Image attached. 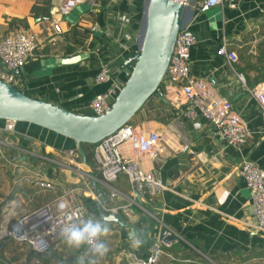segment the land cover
I'll return each mask as SVG.
<instances>
[{
  "label": "crops",
  "instance_id": "1",
  "mask_svg": "<svg viewBox=\"0 0 264 264\" xmlns=\"http://www.w3.org/2000/svg\"><path fill=\"white\" fill-rule=\"evenodd\" d=\"M57 1L52 0V7ZM33 3L35 0H0V37L24 29L36 41L34 54L16 71L15 85L32 97L92 113V97L109 86V82H94L100 64L116 56L120 67L116 75L121 80L126 77L121 66L137 49L134 38L142 29L146 0H97L92 9L80 3L66 15L53 10L50 17L35 16L31 12ZM183 10L186 20L191 9ZM52 16L59 20L61 33L52 30ZM124 16L128 18L126 27L120 25ZM93 18L98 21L97 29L90 31L84 43H74L71 33L77 24L85 27ZM263 24L264 0L215 6L198 13L190 24L197 37L190 49V73L205 79L216 93L231 101L249 130L245 143L227 144L212 133L205 118L185 115L179 85L168 84L165 78L163 95L169 107H164L159 98L149 97L131 118L137 129L157 131V154L137 157L126 143L123 151L138 159L144 169L159 174L167 187L160 194L139 198L124 173L112 182L123 196L108 195L104 209L115 207L135 227V234L129 237V227L108 221L110 231L101 240L119 251L117 264H127L133 256L146 257L150 246L160 239L163 226L176 237L162 245L161 264H264V232L253 226L249 189L238 173L245 159L264 168V122L258 100L233 65L244 48L249 62L258 63L257 51L261 49L264 54ZM125 35L130 49L119 51ZM223 38L235 59L216 53ZM246 60L237 62L244 65ZM246 70L252 76L256 73ZM256 84L264 85V81ZM3 123L0 118V134L7 133L0 137V162L5 163V169L0 167V225L3 217L11 222L19 213L54 203L63 193H71L67 195L82 203L91 219L105 220L98 207L102 195L99 200L93 199L84 190L91 187L108 193V185L86 160L96 176L94 188L93 178L83 173L82 156L73 139L27 121H17L15 130L8 132L2 129ZM183 145H187L184 150ZM70 148H76L74 156L66 151ZM91 156L95 162L93 149ZM35 176L52 181L54 188L34 185L31 178ZM123 204L128 205L129 215ZM133 237L141 240L140 247H132ZM53 247L62 254L77 248L68 245L63 235Z\"/></svg>",
  "mask_w": 264,
  "mask_h": 264
},
{
  "label": "built area",
  "instance_id": "2",
  "mask_svg": "<svg viewBox=\"0 0 264 264\" xmlns=\"http://www.w3.org/2000/svg\"><path fill=\"white\" fill-rule=\"evenodd\" d=\"M97 0H58L52 7L55 14L66 15L72 12L80 3L89 4V8ZM183 5V9H191L186 20L183 19L178 29L170 61L167 67L165 79L168 84L179 85L180 93L185 102L184 113L191 119L199 116L205 118L212 126V133L223 138L227 144L239 146L246 142L249 130L240 116L233 108L231 101L216 93L208 82L190 73V49L196 42L197 37L190 29V24L197 18L198 13H204L215 6H235L239 0H175ZM52 30L61 33L62 28L59 20L51 17ZM128 18L122 17L120 25L126 27ZM98 21L94 20L90 31H95ZM264 33V24L261 27ZM136 39V37L134 38ZM137 41V40H136ZM36 41L34 35L24 29L7 33L0 37V79L15 85L16 71L34 54ZM138 46V45H137ZM127 35L121 38L120 50H129ZM217 54H224L229 59H235L233 52L227 50L226 39L216 49ZM131 55H128L129 58ZM126 58V59H127ZM125 59V60H126ZM119 65L116 56L103 61L94 75V82H109L107 89L96 93L91 101L90 107L93 114H100L110 108V105L125 79H119L116 75ZM242 82H245L241 72H237ZM16 86V85H15ZM249 92L256 97L261 108L264 122V85L256 84L248 87ZM16 119H4L2 129L13 132ZM127 144L131 153L139 157L141 154L155 156L159 145V134L155 130L137 129L131 122L120 126L115 132L106 136L103 140L93 145V158L97 164V173L108 185L109 197L123 196V193L113 185V181L120 173H124L133 187L135 196L146 198L160 194L166 184L162 177L149 169H144L138 159L127 155L122 145ZM183 145L182 149H186ZM71 156L76 154V148L66 150ZM82 173V171H81ZM83 173L87 174L85 170ZM241 175L249 189L252 213L254 217L253 226L264 232V168L252 160H243L238 166ZM34 185L44 189H53L54 183L48 179L32 177ZM71 193H63L54 203L46 202L28 211L19 214L8 227L2 229V234L12 238L18 243L27 245L37 253L49 250L52 241L62 236V228L70 225H82L91 219L82 203L75 200ZM86 196L99 200L101 193L94 191L91 187L84 190ZM66 207L61 208V204ZM126 211L128 205H121ZM106 211H116L115 207H105ZM129 211H126L128 213ZM1 230V229H0ZM171 233L170 231H168ZM166 243L163 238L150 246L148 255L144 258L133 256L127 264H161L160 256L163 253L162 245ZM91 249V247L88 245ZM92 250V249H91ZM246 264V263H245Z\"/></svg>",
  "mask_w": 264,
  "mask_h": 264
},
{
  "label": "water",
  "instance_id": "3",
  "mask_svg": "<svg viewBox=\"0 0 264 264\" xmlns=\"http://www.w3.org/2000/svg\"><path fill=\"white\" fill-rule=\"evenodd\" d=\"M183 5L175 0H146L142 20V35L138 48L121 66L125 80L115 95L110 108L103 113H81L48 100L32 97L14 84L0 79V118L27 121L73 139L82 156L83 168L93 178L95 174L86 163L82 142L96 144L130 122L134 114L156 91L165 78L178 29L183 23ZM99 213L108 221L129 227L128 236L135 234V227L118 211H106L107 191L101 190ZM176 236L163 226L160 238L164 241Z\"/></svg>",
  "mask_w": 264,
  "mask_h": 264
},
{
  "label": "trees",
  "instance_id": "4",
  "mask_svg": "<svg viewBox=\"0 0 264 264\" xmlns=\"http://www.w3.org/2000/svg\"><path fill=\"white\" fill-rule=\"evenodd\" d=\"M31 12L35 16H45L50 17L52 14V0H35V3H33L31 7ZM94 20H97L96 18L91 19L90 22L85 24L84 26L79 27L77 26L74 28V30L71 33V37L74 43L77 45H80L84 43L85 39L87 38L88 34L90 33V26L93 23ZM262 27V26H261ZM262 32V30H261ZM245 49V48H244ZM243 49V52H239L237 55L239 60L247 59V63L244 65H240L239 62L233 61V65L237 68L238 72H241L246 80V83L252 87L259 81H264V54H261V49H259L256 54V58L258 60V63H251L249 62L250 56L248 53ZM245 61V62H246ZM246 68L255 70L254 76L250 75L249 72L246 70ZM162 92H164L163 89V83H161L158 87ZM159 98V102L164 107H169V103L166 101L160 99L158 97L156 91L150 96V98ZM149 98V99H150ZM7 133H1L0 137H5ZM94 144L82 142L81 146L85 151V157L87 162L90 163V165L97 169V164L92 161V149ZM57 241V240H56ZM56 241L51 242V246L48 251L37 253L34 250L30 249L27 245L23 243H18L14 241L12 238H10L7 235L0 237V264H10V262L17 261L22 259V261L19 264H54V261L58 260L60 264H103L102 257L99 259V255L93 253V251L88 247L87 244L81 245L79 248H76L75 251H66L63 254L59 253L56 248H54V243ZM108 252L104 255V260H107L110 262V264H117L115 259L116 256L119 254V251H117L115 248H108ZM8 253V255L6 254ZM33 257L35 258L33 260ZM97 260H100V262L97 263ZM10 261V262H9Z\"/></svg>",
  "mask_w": 264,
  "mask_h": 264
},
{
  "label": "clouds",
  "instance_id": "5",
  "mask_svg": "<svg viewBox=\"0 0 264 264\" xmlns=\"http://www.w3.org/2000/svg\"><path fill=\"white\" fill-rule=\"evenodd\" d=\"M60 206L61 208L66 207L63 203ZM108 225V220L89 219L82 225L70 224L63 227L62 235L68 245L79 248L81 245L87 244L91 247L93 253L102 257L109 250L107 244L101 240V237L110 231ZM131 241L132 247L138 248L141 246V240L133 237Z\"/></svg>",
  "mask_w": 264,
  "mask_h": 264
},
{
  "label": "rangeland",
  "instance_id": "6",
  "mask_svg": "<svg viewBox=\"0 0 264 264\" xmlns=\"http://www.w3.org/2000/svg\"><path fill=\"white\" fill-rule=\"evenodd\" d=\"M214 8H215V7H214ZM211 9H213V8H211ZM211 9H209V10H211ZM209 10H208V11H209ZM141 35H142V31H141V27H140V28H139V32L135 34V37L137 38V43H138L137 45H138V46H139V43H140ZM138 46H137V48H138ZM0 165H1L0 167H2V168L5 169V163H3V161L0 162ZM19 214H21V213H19ZM19 214H18V215H19ZM18 215H15V216L12 218V220L15 219ZM3 218H4V217H3ZM3 218H2L1 225H0V229H1V230H0V236H4V235H5V233L2 234V229H3L4 227H8V225H9V223H10V222L6 221V218H4V219H3ZM0 219H1V217H0ZM98 258L100 259L101 256H99ZM102 260H103V264H110V262H108L107 260H104V256L102 257ZM21 261H22V259L17 260V261H14V260H13L12 262H10V261H9V262H10V264H19ZM98 262H100V260H97V263H98ZM54 264H60V262H59L58 260H56V261H54ZM99 264H101V262H100Z\"/></svg>",
  "mask_w": 264,
  "mask_h": 264
},
{
  "label": "bare ground",
  "instance_id": "7",
  "mask_svg": "<svg viewBox=\"0 0 264 264\" xmlns=\"http://www.w3.org/2000/svg\"><path fill=\"white\" fill-rule=\"evenodd\" d=\"M12 208V207H11ZM6 213H7V211H6Z\"/></svg>",
  "mask_w": 264,
  "mask_h": 264
}]
</instances>
